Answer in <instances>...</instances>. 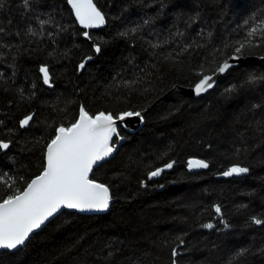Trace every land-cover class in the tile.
I'll return each mask as SVG.
<instances>
[{
  "label": "trees",
  "instance_id": "1",
  "mask_svg": "<svg viewBox=\"0 0 264 264\" xmlns=\"http://www.w3.org/2000/svg\"><path fill=\"white\" fill-rule=\"evenodd\" d=\"M94 2L106 27L85 40L67 0H0V196L39 175L55 129L81 106L144 113L135 134L118 127L123 145L91 175L110 189L109 212H62L0 264H264V223L253 222L264 221V43L212 91L186 95L264 19V0ZM189 159L209 167L191 173ZM232 166L248 172L223 176Z\"/></svg>",
  "mask_w": 264,
  "mask_h": 264
},
{
  "label": "snow or ice",
  "instance_id": "2",
  "mask_svg": "<svg viewBox=\"0 0 264 264\" xmlns=\"http://www.w3.org/2000/svg\"><path fill=\"white\" fill-rule=\"evenodd\" d=\"M23 2L26 7L29 6V0ZM67 2L76 20L84 29L104 25L105 15L94 0H67ZM248 24L249 21H245V25ZM29 31L35 35L31 29ZM84 35L88 37L89 33L84 32ZM257 42L264 43V19L259 23H253L244 39L236 42L238 46L234 47V55L230 59H240L245 49L258 46ZM95 50L100 52L101 49L97 46ZM84 66L83 63L79 65L81 69ZM231 67L233 65L225 60L217 67V71L224 73ZM40 72L43 74L44 83L51 86L49 69L42 66ZM213 87V75L201 74L194 91L200 95ZM131 117L143 119L139 111H125L118 116L103 111L92 115L81 106L78 118L70 126H59L55 129V136L46 146L45 163L39 175L30 181H23L21 177V181L26 183L23 188L16 187V181L13 180L7 185L8 194L0 196V250L12 251L23 246L35 230L40 229L62 209L80 212L109 209L113 199L109 187L91 179L90 173L94 171V166L113 153L115 147L113 137H119L117 121L123 122ZM32 119V116L26 117L21 120L20 126L23 128L29 125ZM8 148V143L0 142V150ZM187 164L189 170L209 167L206 161L200 159H189ZM164 167L170 169L173 163H168ZM163 170L157 168L149 172L148 178L159 176ZM247 172L248 169L245 167L232 166L222 174L230 177ZM215 212L220 215L221 208L216 206ZM253 222L258 225L264 223L255 218ZM204 227L211 229L213 225L206 224ZM225 227L227 228L228 225L225 224ZM239 254H243V250ZM172 255L173 257L178 255L175 248ZM173 264H176L175 259Z\"/></svg>",
  "mask_w": 264,
  "mask_h": 264
},
{
  "label": "water",
  "instance_id": "3",
  "mask_svg": "<svg viewBox=\"0 0 264 264\" xmlns=\"http://www.w3.org/2000/svg\"><path fill=\"white\" fill-rule=\"evenodd\" d=\"M67 6H68V8H69V10H70V12H71V14H72V16H73V19L75 20V22H76V25H77V27L80 29V30H82L83 32H88V33H90L91 31H97V30H101V29H104L105 27H106V19H105V23H104V25H102V26H100V27H98V28H92V29H84L79 23H78V21L76 20V17H75V15H74V13H73V11H72V8H71V6L68 4V2H67ZM88 37H89V35H88ZM88 37H86L84 34H83V39H88ZM96 51V50H95ZM91 61V59L90 58H87V59H85L82 63L85 65L86 63H88V62H90ZM228 61V63L229 64H231V65H233V67H231V68H229L226 72H224V73H219L218 71H216L215 73H213V74H211V75H213V81H214V87L216 86V84L218 83V81L230 70V69H232V68H234V67H236V66H238V64L239 63H241V62H244V61H246V60H243L242 58H240V59H238V60H232V59H228L227 60ZM82 71V69L80 68V67H78V73H80ZM42 76H43V74H42ZM199 82V81H198ZM197 82V83H198ZM196 83V84H197ZM195 84V85H196ZM47 86H49L48 84H46ZM195 85L191 88V89H189V90H187L186 91V95L187 96H189V97H193V98H198V97H201V96H204L205 94H207L208 92H210V91H212L213 90V88H211V89H209L208 91H206V92H203V93H201L200 95H197L196 93H195V91H194V89H195ZM143 112L141 113V115H142V117H143ZM32 116V115H31ZM30 123V122H29ZM117 123H118V126L120 127V128H122L123 129V131H125L127 134H129V135H133V134H135L137 131H139L141 128H142V126H143V119L141 120V118L140 117H131V118H126L123 122H121V121H117ZM28 126V125H27ZM27 126H25V127H27ZM114 138V137H113ZM123 143H124V139H122V138H120V139H118V141H117V143L115 144V147H114V151H113V153L109 156V157H107L104 161H101L97 166H94V170L97 168V167H99L102 163H104V162H106V161H109L110 159H112L113 158V156L115 155V153H116V151L118 150V148L121 146V145H123ZM6 149H4V150H2V151H5ZM46 150V149H45ZM44 163H45V159H44ZM187 170L189 171V172H191V173H198V172H200L202 169H192V170H189V168H188V164H187ZM93 173V172H92ZM92 173H90V178H91V175H92ZM155 178V177H154ZM114 201H113V199L111 200V202H110V207H111V204L113 203ZM110 207H109V209H107V210H105V211H85V212H80V211H76V210H69V209H62L61 210V212L60 213H62V212H69V213H75V214H78V215H83V216H91V215H105V214H107L108 212H109V210H110ZM60 213H58V214H56L54 217H52V218H50V220L49 221H47L44 225H42L41 226V228L40 229H37V230H35L31 235H30V237L32 236V235H34V234H36V233H38L40 230H42L50 221H52L55 217H57ZM29 240V239H28ZM27 240V241H28ZM27 241L25 242V244L23 245V246H20L18 249H16V250H12V251H8V250H0V253L1 252H9V253H14V252H16V251H18V250H20V249H22L25 245H26V243H27Z\"/></svg>",
  "mask_w": 264,
  "mask_h": 264
},
{
  "label": "rangeland",
  "instance_id": "4",
  "mask_svg": "<svg viewBox=\"0 0 264 264\" xmlns=\"http://www.w3.org/2000/svg\"><path fill=\"white\" fill-rule=\"evenodd\" d=\"M213 225V224H212ZM206 228V227H205ZM215 227H214V225H213V227L211 228V229H209V228H206L207 230H213Z\"/></svg>",
  "mask_w": 264,
  "mask_h": 264
}]
</instances>
